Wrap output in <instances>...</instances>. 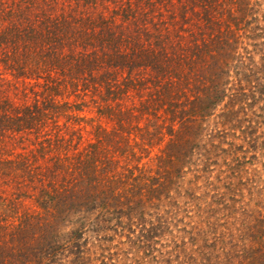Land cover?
I'll use <instances>...</instances> for the list:
<instances>
[{"label":"trees","instance_id":"16d2710c","mask_svg":"<svg viewBox=\"0 0 264 264\" xmlns=\"http://www.w3.org/2000/svg\"><path fill=\"white\" fill-rule=\"evenodd\" d=\"M0 61L25 86L0 82V264L149 251L150 209L216 151L202 132L264 129V0H0ZM88 98L113 127L81 148Z\"/></svg>","mask_w":264,"mask_h":264},{"label":"rangeland","instance_id":"374dc122","mask_svg":"<svg viewBox=\"0 0 264 264\" xmlns=\"http://www.w3.org/2000/svg\"><path fill=\"white\" fill-rule=\"evenodd\" d=\"M13 79L0 61V82L12 81L6 85V93L12 101L22 103L25 86ZM81 109L75 113L80 126L68 129V133L81 135L83 148L94 140L95 126L101 124L111 130L113 123L99 116L90 98ZM217 112L222 113L221 107ZM241 113L236 115L241 119L233 124L244 129L202 132L205 147L211 148L212 143L217 146H212L216 151L211 161L198 162L181 185L171 188L172 197L163 198L150 209L147 222L161 225L163 221L164 227L153 233L149 251L140 248L138 240L119 245L117 239L105 244L112 252H106L107 259L102 260L97 247L92 246L96 254L83 264H264V129H245L247 123ZM221 119H212L210 126ZM221 121L227 123L228 119ZM162 147L153 149L151 161L144 160L149 169H155L154 158ZM4 188L0 187V194ZM25 206L31 207V203Z\"/></svg>","mask_w":264,"mask_h":264}]
</instances>
